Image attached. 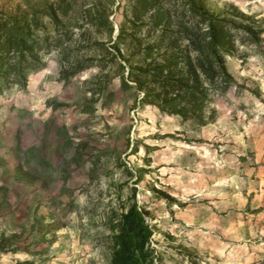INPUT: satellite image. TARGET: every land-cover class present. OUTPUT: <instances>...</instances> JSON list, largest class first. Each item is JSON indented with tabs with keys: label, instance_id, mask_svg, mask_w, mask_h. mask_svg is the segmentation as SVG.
Instances as JSON below:
<instances>
[{
	"label": "rangeland",
	"instance_id": "1",
	"mask_svg": "<svg viewBox=\"0 0 264 264\" xmlns=\"http://www.w3.org/2000/svg\"><path fill=\"white\" fill-rule=\"evenodd\" d=\"M264 264V0H0V264Z\"/></svg>",
	"mask_w": 264,
	"mask_h": 264
},
{
	"label": "trees",
	"instance_id": "2",
	"mask_svg": "<svg viewBox=\"0 0 264 264\" xmlns=\"http://www.w3.org/2000/svg\"><path fill=\"white\" fill-rule=\"evenodd\" d=\"M153 228L148 224L142 210L132 205L123 212L114 234V251L111 264H144ZM194 264H221L220 256L207 250H196L190 255Z\"/></svg>",
	"mask_w": 264,
	"mask_h": 264
}]
</instances>
